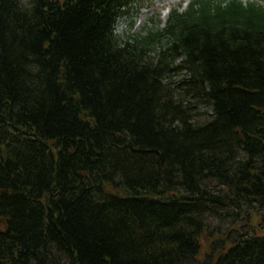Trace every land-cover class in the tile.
Returning a JSON list of instances; mask_svg holds the SVG:
<instances>
[{"label": "trees", "instance_id": "1", "mask_svg": "<svg viewBox=\"0 0 264 264\" xmlns=\"http://www.w3.org/2000/svg\"><path fill=\"white\" fill-rule=\"evenodd\" d=\"M140 1L0 0V264H264V9Z\"/></svg>", "mask_w": 264, "mask_h": 264}, {"label": "rangeland", "instance_id": "2", "mask_svg": "<svg viewBox=\"0 0 264 264\" xmlns=\"http://www.w3.org/2000/svg\"><path fill=\"white\" fill-rule=\"evenodd\" d=\"M190 0H145L138 8H135V13H133L129 18L122 19L118 22L116 27V34L120 37H128L137 35L145 27L150 20L154 23L160 22L163 25L167 19L171 10L176 9L179 5H182L184 8L185 3L187 4ZM264 2V1H263ZM131 24V25H130ZM211 226H217L215 221H210ZM253 228H248L247 232L257 233L260 230H264V219L255 217L252 219ZM227 225H223V228L226 229ZM203 245L202 251L204 252L205 248L209 241H206L205 237L201 239Z\"/></svg>", "mask_w": 264, "mask_h": 264}]
</instances>
